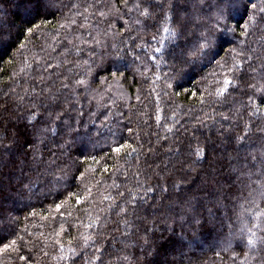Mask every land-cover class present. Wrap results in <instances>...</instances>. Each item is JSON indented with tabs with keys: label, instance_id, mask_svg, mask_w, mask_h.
Masks as SVG:
<instances>
[{
	"label": "trees",
	"instance_id": "trees-1",
	"mask_svg": "<svg viewBox=\"0 0 264 264\" xmlns=\"http://www.w3.org/2000/svg\"><path fill=\"white\" fill-rule=\"evenodd\" d=\"M62 2L69 3V0ZM104 2L122 7L118 0ZM136 15L131 14L133 19ZM27 18L20 0H0V24L5 39L10 35L15 42L9 55L0 59V138L7 136L10 140L19 129L22 136L31 139L32 129L25 131L24 125L33 111L39 113V120L35 122L37 129L48 127L54 131L41 137L43 143L36 141L37 157L43 155V165L33 164L31 153L26 157L24 151L16 147L10 153L0 155V236L8 239L17 235L23 237L22 241H17L19 252H0V264H25L19 259L20 255L29 257L30 264H71L70 260H57L56 257L70 256L68 249L82 245L83 238L88 235H93L104 248V264H242L245 257L236 246L237 241L231 239L227 227L229 217L238 225L237 215H247L246 209H254L249 204L253 199L264 209L258 180L259 159H264V136L256 131V126L264 127V118L249 115L251 108L246 107L249 101L244 83L241 82L240 88L221 102L222 98L216 97L215 92L219 87L217 82L223 80V70L215 61L196 74L178 81L170 80L169 66L161 63L157 69L154 61L149 59L153 55L151 49L156 46L151 39L155 29L142 25H132L130 34L123 37V44L121 37L102 39V44L115 42L124 52L131 53L119 61L120 71L113 77V58L105 53V48L96 47L95 56L89 53L92 36L99 30L96 26L98 17L91 20L87 29H79L76 33L80 39L74 43L84 49L81 54H77L64 39L65 30L59 28L64 22L60 13L47 17V21L43 16L33 17V22L40 27L31 35L26 33L30 26L25 23ZM77 20L83 22L80 18ZM137 33L142 39H135ZM68 38L72 39L71 36ZM241 39L245 40L244 45L224 44L217 60L224 58L231 64L234 53L229 49L244 48L247 50L245 55L253 56L249 63L257 66L259 72L256 58H264V33L257 31ZM84 40L88 43H83ZM136 44L143 47L137 48ZM136 56L140 59L136 60ZM10 58L12 63L7 62ZM84 60L92 66L95 79L87 75L86 65L80 66ZM101 64L110 70H98ZM102 76L106 77L103 82ZM77 79H86L88 87H75L73 82ZM61 81L70 86L57 92ZM169 83L173 86L168 87ZM45 88L59 97V107L55 111L63 112L64 117L63 121L57 122L58 126L48 118V111L53 109L47 107L50 103L45 98L47 94L40 95L41 89ZM18 97H24L23 101ZM221 114L230 115L231 119L226 122ZM245 123L256 125L246 143V152L259 159L250 161L255 167H246L245 174L241 175L233 171L237 166L234 138L243 133ZM117 141L131 144L136 151L129 148L124 151L131 152L130 156H116L111 147ZM197 143L207 148V159L197 165L195 171L186 172L188 153L195 150ZM227 151L235 156L230 158ZM246 152H241L240 157L243 158ZM53 159L55 165L48 167L47 162ZM105 166L107 172L103 171ZM45 167H48L46 173L43 172ZM57 169L67 173V178L60 183L55 179L60 175ZM248 171L253 173L251 180ZM80 173H85L83 181L72 179ZM180 177H184L185 186H192V195L197 196L193 203L202 220V226L185 224L183 232L180 225L172 223L166 210L169 202L166 197L174 199L172 185ZM30 181L34 183L29 189L25 185ZM137 182L144 187L151 184L156 191L148 194L147 203H142L135 215L127 217L131 224L125 228L116 215L118 209L113 210L111 205L118 192L135 189ZM161 186L168 187L169 192L161 193ZM86 188L90 190V196ZM198 188L203 191L197 192ZM70 193L87 196V199L77 204ZM140 194L144 195L142 189ZM221 197L224 206L217 212L213 202ZM119 202L123 204V201ZM57 204L62 205L59 212ZM208 209H212L215 218L209 216ZM152 212L156 214L154 221ZM97 216L107 225L105 228L84 226ZM61 225L67 231L57 237L55 233ZM170 228H175V234ZM194 230L196 239L190 245ZM181 235L183 241L178 239ZM57 239L64 244L63 253L53 244ZM230 239L231 249L225 252L223 249ZM196 244L206 248L197 252ZM93 251V247L88 248L86 255L91 256ZM233 255L235 261L231 258ZM253 256L255 253L249 254V264H254ZM77 264L81 261L77 260Z\"/></svg>",
	"mask_w": 264,
	"mask_h": 264
},
{
	"label": "snow or ice",
	"instance_id": "snow-or-ice-1",
	"mask_svg": "<svg viewBox=\"0 0 264 264\" xmlns=\"http://www.w3.org/2000/svg\"><path fill=\"white\" fill-rule=\"evenodd\" d=\"M122 7H117L115 3L106 4L104 0H69V3H63L62 0H20V6H23L26 16L25 23L30 25L26 28V33L31 35L34 30L40 26L33 22V17L43 16L47 21V17L60 13L61 19L64 21L60 23L59 28L65 30L64 39L68 45H71L77 52V54L83 53L84 49L79 48L74 41L80 39L77 36L79 29H87L91 23V20L96 19V26L99 30L96 31V35L92 36V46L89 48L91 56H95L96 47H104L105 53L112 57L111 67L115 68L111 74L115 77L116 72L120 71L119 61L124 59L125 55H130V52H124L120 49L115 42L111 44H102L104 37L111 36L113 40L116 37H121L120 43H125L123 37L129 35L132 30V25H142V27H152L155 31L152 34L151 39L156 42V46L151 49L153 55L149 56L150 60L154 61L157 69L160 64H167L171 71L170 80H180L185 76L198 73L206 64L216 62V65L223 70V80L218 81L219 87L217 88L215 95L218 98L226 99L231 92L240 88L241 82L245 85V94L248 96L249 104L246 107L251 108L249 112L250 116L264 118V58H256L259 60V72L257 66L249 63L253 60V56L245 55L247 51L244 48L233 47L229 49L234 53L232 57V63L229 64L224 58L217 60L219 56V50L223 48L224 44L236 43L238 45H244L245 40L241 37L247 38L254 32L264 33V0H212V3H208V0H118ZM66 10V11H65ZM136 13V17L133 19L131 14ZM77 18H80L83 22H79ZM205 20H210V24L204 23ZM119 21V24L117 23ZM151 21V24H149ZM100 25H104L103 28H99ZM71 36L72 39L68 37ZM136 40L142 39L141 35L137 33ZM83 43L87 44L88 41L84 40ZM135 43V40H133ZM15 42L9 35L7 40L5 39V33L3 25L0 24V50L3 54L0 55V59L9 55L11 48ZM23 48V43L20 44ZM137 48L143 47L142 44H136ZM111 49V51H109ZM19 51V49L17 50ZM103 55V54H102ZM136 60L140 57L136 56ZM8 63H12L10 58ZM87 66V75H93V68L89 64L88 60L83 61V65ZM49 67H52L49 65ZM98 70H110L104 69L103 64L98 67ZM150 69H146L149 71ZM123 75V73H121ZM155 75V73H154ZM168 76V74H165ZM157 79L160 77L157 76ZM67 79V78H65ZM106 80V77H101V81ZM43 82V77H41ZM75 87H88V81L86 79H77L73 82ZM69 83L64 81L60 82L58 92L60 88H69ZM171 83L168 87H172ZM46 99L50 101L48 108H52V111H48V118L54 125L57 122L63 121L64 113L56 112L55 108L59 107V97L56 92H53L49 88L41 89L40 95H44ZM196 95L195 92L192 93ZM24 97H18L19 101H23ZM36 108V105H32ZM7 111V108L4 109ZM224 121L231 119L230 115L221 114ZM159 119V118H157ZM39 120V113L33 111L27 117V121L24 125L25 131L32 129V138L22 136L18 129L13 137L9 140L7 136L0 138V155L4 153H10L14 147L22 149L25 156L29 153L32 155V163L36 165H43L45 161L43 155L37 157L39 149L36 147V141L43 143L41 137L49 132H53V128L45 127L43 129H37L36 123ZM58 126V125H57ZM256 126L254 123H245L244 131L242 134L237 135L235 143L237 147L234 151L237 153V166L233 169L234 172H239L241 175L245 174V168H254L255 164L250 161H256V156H252L251 153L246 152V143L249 140L252 128ZM71 126L69 125V128ZM131 132V129H128ZM258 135L264 136V127L256 126ZM122 139V138H121ZM8 141L7 143L5 141ZM67 143V142H66ZM64 147V145H61ZM132 148L131 144L124 142H114V146L111 147V152L116 156H130L131 152L124 150ZM136 149L132 148V152ZM241 152H246L243 158L240 157ZM51 155H55L52 153ZM94 159V158H93ZM207 159V148L202 147L197 143V147L194 151L188 153V158L185 161L187 164L186 172L196 170V166L201 164L203 160ZM99 163V161H95ZM56 161L50 160L47 162L48 167L55 165ZM259 195L262 202H264V159H259ZM48 167L43 169V172L48 171ZM60 172L59 176H56V182L60 183L61 180L67 178V173L63 169H57ZM104 172L108 171L107 166L103 168ZM38 170V176H39ZM210 175V173H209ZM249 180L253 173L247 172ZM85 173H80L79 176H73L72 179L83 181ZM34 181H30L26 188H31ZM175 189L174 199L166 197L169 200L166 210L170 214L172 223L178 224L183 232V226L185 224H193L196 226H202L201 215L197 213V207L193 201L197 200V196L192 195L193 189L191 185L185 186L184 177H180L173 185ZM141 189L144 195H141ZM88 196L91 195L90 190L87 188ZM156 188L149 184L144 187L137 182L135 189H129L127 192H118L117 198L113 199L111 208L113 210L118 209L116 215L121 218L125 228L129 227L131 222L127 219L129 215H135L136 209L140 207L142 203H147L148 194L154 193ZM161 193L169 192L168 187H160ZM197 192H202L203 189H197ZM77 204H81L87 199V196H81L79 194H72ZM210 197L212 194H208ZM251 195V193H250ZM108 198V197H106ZM154 199V197H152ZM119 201H123L121 204ZM250 207L245 210L244 213L238 214L236 219L237 224L231 222L229 217V224L227 227L230 229L231 239L237 241V247L241 248V254L245 257L242 264H249V254L255 253L252 257L254 264H264V209H261L256 204L255 199L249 201ZM223 205V197L217 198L213 202V208L219 212ZM62 205L57 204L56 210L59 212ZM209 216L215 218V213L212 209H208ZM63 215V213H61ZM248 217H251L249 219ZM168 217H165L167 220ZM97 226L98 228H105L107 225L100 222V217L89 224L84 225L87 228L92 229ZM75 226V225H73ZM175 234V228L169 229ZM67 229L61 225L60 230L55 233L57 237L61 233L66 232ZM148 231V230H146ZM97 235L103 236V233L97 232ZM106 239V237H105ZM180 241L184 240V236L178 237ZM196 239V232L193 231V238L189 240V244L194 243ZM231 239L227 241V247L223 250L228 252L231 249ZM23 240V237L19 235L14 239H8L7 237L0 236V252H19L17 241ZM7 241V242H5ZM71 244L72 241H69ZM147 243V239H146ZM53 244L59 248L61 253L64 252V244L59 239L54 240ZM80 248V251L77 250ZM93 247L94 251L91 256L86 255L88 248ZM247 249V251H244ZM70 256L65 257L59 255L57 260H70L71 264H77V260L81 261V264H104L103 254L104 248L100 246L93 235H88L83 238V244L79 246H73L68 249ZM99 253L100 255H96ZM47 255V253H45ZM219 255V253H217ZM232 260L235 261L236 256L233 255ZM19 259L25 261V264H30V258L24 255H20ZM124 259L127 260L128 256L125 255Z\"/></svg>",
	"mask_w": 264,
	"mask_h": 264
},
{
	"label": "rangeland",
	"instance_id": "rangeland-1",
	"mask_svg": "<svg viewBox=\"0 0 264 264\" xmlns=\"http://www.w3.org/2000/svg\"><path fill=\"white\" fill-rule=\"evenodd\" d=\"M227 154H229V156H230V158H233L234 156H235V154L234 153H229V151H227ZM179 162V160L178 161H176V163H178ZM191 177V176H190ZM155 210L157 209V208H154ZM153 209V211H155ZM155 213V212H154ZM153 212L150 214L151 215V217H152V220L154 221L155 220V216H156V214H154ZM197 246V252H201V251H204V249L206 248L205 247V245L204 246H202V245H200V244H196Z\"/></svg>",
	"mask_w": 264,
	"mask_h": 264
}]
</instances>
